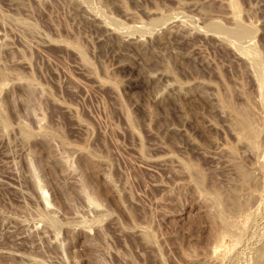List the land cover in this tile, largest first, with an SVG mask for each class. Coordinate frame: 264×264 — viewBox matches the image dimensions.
Segmentation results:
<instances>
[{
    "label": "rangeland",
    "instance_id": "rangeland-1",
    "mask_svg": "<svg viewBox=\"0 0 264 264\" xmlns=\"http://www.w3.org/2000/svg\"><path fill=\"white\" fill-rule=\"evenodd\" d=\"M0 264H264V0H0Z\"/></svg>",
    "mask_w": 264,
    "mask_h": 264
},
{
    "label": "bare ground",
    "instance_id": "bare-ground-1",
    "mask_svg": "<svg viewBox=\"0 0 264 264\" xmlns=\"http://www.w3.org/2000/svg\"><path fill=\"white\" fill-rule=\"evenodd\" d=\"M245 117V116H244ZM246 119V117L244 118V120ZM237 121H238V119H237ZM247 121V120H246ZM239 125V124H238ZM250 125V124H249ZM256 135V134H255ZM246 177V176H245ZM47 201V200H46ZM49 205V204H48Z\"/></svg>",
    "mask_w": 264,
    "mask_h": 264
}]
</instances>
